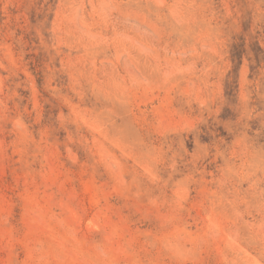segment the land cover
<instances>
[{"label": "rangeland", "instance_id": "1", "mask_svg": "<svg viewBox=\"0 0 264 264\" xmlns=\"http://www.w3.org/2000/svg\"><path fill=\"white\" fill-rule=\"evenodd\" d=\"M255 40L264 0H0V264H264Z\"/></svg>", "mask_w": 264, "mask_h": 264}, {"label": "trees", "instance_id": "2", "mask_svg": "<svg viewBox=\"0 0 264 264\" xmlns=\"http://www.w3.org/2000/svg\"><path fill=\"white\" fill-rule=\"evenodd\" d=\"M245 52V43L244 40L241 39V43H234L231 46L230 49V58L231 62L234 64L233 69L229 71L227 75V81L225 84V95L228 99L236 95L237 92V73L239 66L242 62V56ZM254 59L257 63V66H259L262 62H264V51L259 45L258 41H254Z\"/></svg>", "mask_w": 264, "mask_h": 264}]
</instances>
